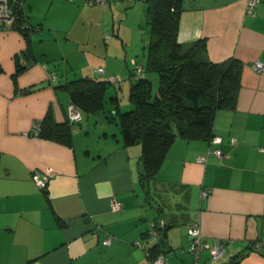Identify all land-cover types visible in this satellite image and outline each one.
Returning a JSON list of instances; mask_svg holds the SVG:
<instances>
[{"label":"crops","instance_id":"obj_1","mask_svg":"<svg viewBox=\"0 0 264 264\" xmlns=\"http://www.w3.org/2000/svg\"><path fill=\"white\" fill-rule=\"evenodd\" d=\"M22 3L31 31L0 29V264H147L145 248L157 243L147 234L152 222L165 225L158 243L166 264H264V248H251L264 242V0L251 13L246 0H184L177 41L204 39L209 61L239 60L240 87L234 107L215 114L221 142L176 138L144 183L140 144L124 143L111 110L82 113L69 144L32 129L48 112L65 122L71 101L60 85L102 78L99 67L121 78L108 97L128 95L145 66V2ZM196 219L201 238L224 247L216 262L206 248L198 258L188 249Z\"/></svg>","mask_w":264,"mask_h":264},{"label":"trees","instance_id":"obj_2","mask_svg":"<svg viewBox=\"0 0 264 264\" xmlns=\"http://www.w3.org/2000/svg\"><path fill=\"white\" fill-rule=\"evenodd\" d=\"M141 1L146 4L145 19L149 26L144 70L135 72L131 81L128 109L122 110L118 96L108 99L112 104L110 110L114 112L111 117L117 119L124 143L140 144V174L144 183L156 175L164 154L176 138L210 140L216 112L220 108L234 107L242 63L235 58L222 63L209 61L204 39L185 45L177 41L179 13L184 0ZM10 2L16 10L15 28L24 33L31 31L33 26L28 22L27 28H20V24L27 21L23 8H18L15 0ZM22 70L23 67L17 65L13 77ZM149 73L157 75L156 90L152 77L147 76ZM99 74L102 78L81 76L60 85L68 92L71 105L81 117L82 113L103 109L110 85L117 84L107 80L109 74ZM81 117L71 121L67 116L65 122L57 123L48 112L35 125V131L33 127L32 134L69 144L72 127ZM145 249L150 258L162 251L159 243Z\"/></svg>","mask_w":264,"mask_h":264},{"label":"built area","instance_id":"obj_3","mask_svg":"<svg viewBox=\"0 0 264 264\" xmlns=\"http://www.w3.org/2000/svg\"><path fill=\"white\" fill-rule=\"evenodd\" d=\"M94 2L100 4V5H106L108 0H94ZM15 5L18 6V8L23 7L22 1H17L15 0ZM246 10L248 12H252L254 7L257 4V0H246ZM26 19V17H24ZM16 19V10L13 8V5L11 4L10 0H0V29H5V28H15L14 26V21ZM13 26V27H12ZM28 23L27 21H23L20 24V28H27ZM254 67L256 69H261L262 64L259 61H256L254 64ZM142 68L139 66L137 67V72L140 73ZM97 71L101 74H105L104 69L102 67H99ZM54 76V75H52ZM106 78L108 81L111 83H118L121 78L112 74L106 75ZM68 116L71 121H78L80 119V113L77 109L73 107V105L70 104L69 109H68ZM36 127V126H34ZM37 129V127L34 129V131ZM234 140V139H232ZM210 143L212 144H219L221 142V138L218 135L213 134L212 137L209 140ZM214 154L218 157L223 156L222 150L220 148H216L213 150ZM198 161L202 162L205 160L204 156H199L197 158ZM32 179L38 184L40 188H45L46 183L43 180H40L39 174L37 172L32 173ZM203 195L206 193L203 192ZM113 208L114 209H120L121 208V202L118 200H114L113 202ZM164 227V223L161 222L159 224L152 222L151 227L148 230V236L152 237L157 243L161 237L160 234V229ZM98 232V227H96L95 231L93 232L94 236L97 235ZM188 234L190 235V242H189V251L195 256V258H198L199 253L202 249H207L209 252L210 260L212 262L218 261L222 254L224 253V247L223 245L220 244H213L210 246L209 243L205 242L201 238V233H200V227H199V221L198 219L194 220L188 227ZM113 238V235L108 234L102 239V244L108 245L111 243V240ZM135 244L140 245L139 241H136ZM251 246L253 248H264V242H258L254 241L251 243ZM146 255H147V264H166L167 259L165 255L162 252H158L153 258H150V253L147 249H145Z\"/></svg>","mask_w":264,"mask_h":264},{"label":"rangeland","instance_id":"obj_4","mask_svg":"<svg viewBox=\"0 0 264 264\" xmlns=\"http://www.w3.org/2000/svg\"><path fill=\"white\" fill-rule=\"evenodd\" d=\"M139 28H140L141 34H143V37L149 38V26L145 19H143V22L141 23ZM151 80H152L153 88L156 90L158 82H157V75L155 73L153 74ZM111 90L114 91V88L111 87ZM106 96L107 98L104 104V109L110 110L112 108V104L110 103V100L108 99V94ZM118 96H119V102L121 103L122 110L128 109L129 106L126 105V103H128L127 95L123 92V93H120ZM112 111L113 110H111V112Z\"/></svg>","mask_w":264,"mask_h":264},{"label":"water","instance_id":"obj_5","mask_svg":"<svg viewBox=\"0 0 264 264\" xmlns=\"http://www.w3.org/2000/svg\"><path fill=\"white\" fill-rule=\"evenodd\" d=\"M159 243L164 247V239L162 237L159 239Z\"/></svg>","mask_w":264,"mask_h":264}]
</instances>
